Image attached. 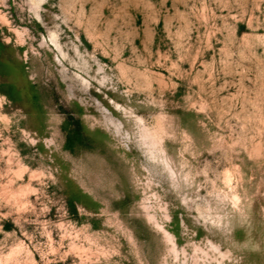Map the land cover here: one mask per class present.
Masks as SVG:
<instances>
[{
    "label": "rangeland",
    "instance_id": "obj_1",
    "mask_svg": "<svg viewBox=\"0 0 264 264\" xmlns=\"http://www.w3.org/2000/svg\"><path fill=\"white\" fill-rule=\"evenodd\" d=\"M51 3L0 0V264H264V0Z\"/></svg>",
    "mask_w": 264,
    "mask_h": 264
},
{
    "label": "clouds",
    "instance_id": "obj_2",
    "mask_svg": "<svg viewBox=\"0 0 264 264\" xmlns=\"http://www.w3.org/2000/svg\"><path fill=\"white\" fill-rule=\"evenodd\" d=\"M42 2H48V0H42ZM52 8H57L58 3L57 0H52L51 3ZM54 19H59V17H54ZM54 30L59 31V25L54 24ZM41 47L47 48L50 52L53 53V59L59 64L60 71L64 73L68 80L71 81L74 87H79L83 85V90L88 91L92 87L93 81L100 83L104 86L108 83L113 77H108L104 71L103 67H99L97 69H93L87 65L81 63V54L78 48L71 42L65 43L60 46H49L47 40L43 41ZM69 52L75 53V56H70ZM39 55V53H36ZM92 73L91 75H89ZM99 77V79H97ZM113 92L117 91L115 87L111 89ZM96 92L100 93L103 97L104 101H106L109 105H112L114 108L119 109L120 105L116 103L115 100L109 98V96L105 95L101 88H96ZM71 112V110H69ZM105 112H108V109H104ZM115 119V117H114ZM124 126L121 125V128ZM78 134L81 135L83 143L80 146H91V141L86 133L83 132L82 129H78L77 125L73 123L72 128L68 132V137L74 138ZM135 135L134 129L131 124H129L128 128V141L125 144V147H128L129 144L134 143Z\"/></svg>",
    "mask_w": 264,
    "mask_h": 264
}]
</instances>
